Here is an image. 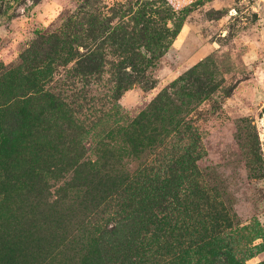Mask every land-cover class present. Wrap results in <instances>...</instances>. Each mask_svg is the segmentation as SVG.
I'll use <instances>...</instances> for the list:
<instances>
[{"label":"rangeland","instance_id":"rangeland-1","mask_svg":"<svg viewBox=\"0 0 264 264\" xmlns=\"http://www.w3.org/2000/svg\"><path fill=\"white\" fill-rule=\"evenodd\" d=\"M51 32L62 35L55 58L42 39ZM93 51L102 65L86 85L78 65ZM17 64H48L38 83L68 106L32 98L41 122L19 119L39 128L41 149L23 152L0 189V264H177L176 242L128 198L129 182L151 169L163 179L190 142L179 112L200 150L193 180L210 196L192 199L189 223L225 214L241 231L231 255L264 264V0H0V73ZM3 122L18 128L10 114ZM129 128L156 133L138 144Z\"/></svg>","mask_w":264,"mask_h":264},{"label":"trees","instance_id":"trees-1","mask_svg":"<svg viewBox=\"0 0 264 264\" xmlns=\"http://www.w3.org/2000/svg\"><path fill=\"white\" fill-rule=\"evenodd\" d=\"M146 29L148 27L143 30ZM61 36L60 33L51 32L42 37L44 44L51 49L54 58L58 55ZM68 49L69 51L73 50L71 47H68ZM132 54L136 58H143L141 51L132 50ZM101 65L100 53L96 51L88 53L78 65L81 72L77 73H81L83 83L87 85L86 80L91 75L97 74ZM48 70V64L45 66L38 64L32 68L28 66L22 68V65L17 64L5 68L0 73L1 85L5 87L6 91L4 95L9 93L8 98L5 99L4 96L0 100V189L5 185L10 186L8 182L12 177L13 169L23 160V152L31 154L41 149L38 140L39 128H21L22 124L19 122V119L25 114L29 117L32 116L34 121L31 124L32 126L35 125L36 120L39 123L41 122L42 112L38 113L37 116H33L27 111L29 100L33 98L43 103L45 108L53 112L61 111L62 108L68 106L67 97L63 96L64 92H54L52 88H45L43 84L38 83L37 78L39 79L42 72ZM16 80H20V84H16ZM119 87L125 88V85L118 83L116 91ZM14 91L18 92L14 93ZM28 93L31 94L27 96ZM6 114L14 117L18 128H6L4 126L3 116ZM179 114L180 119L176 126L184 127L181 129L188 133L190 142L185 143L181 152L173 157L174 161L167 165V169L163 172V179H159V174L151 169L145 178L129 182V187H134L136 190L130 193L128 199L139 200L134 205L133 210L135 212L138 210L143 211L144 207H149L150 210L156 208V213L148 210L142 216H149L148 221L153 227L164 232L161 237H164L166 233L168 238L176 242V246L179 248L174 252V260L177 264H242L239 259L231 255L229 247L230 240L240 235L241 231L230 228V223L225 214L222 215L221 212L213 215L208 213L204 216L206 219H198L197 216L194 224L189 223L198 211V207L192 199L197 197L198 200L205 199L208 202L210 196L205 193L203 186H199L193 180L197 172L196 161L200 150L191 124L186 120L184 112H179ZM126 132L130 138L141 144L144 140L152 141L151 136L156 133V130L150 131V139H147L149 136L146 135L144 128H129ZM30 170L33 171V167H30ZM29 174L31 182H33L32 179L37 181L30 188L36 190V195H39L41 185H45L41 181L43 178L35 170L34 174L27 171V177ZM30 188H28V191ZM153 195L158 197V204L156 202L151 207L153 198H156ZM219 219L221 223H218ZM151 236H154V233H151ZM181 238H184L185 241L181 242ZM184 243H186V247L182 246ZM154 244L156 245V241Z\"/></svg>","mask_w":264,"mask_h":264}]
</instances>
